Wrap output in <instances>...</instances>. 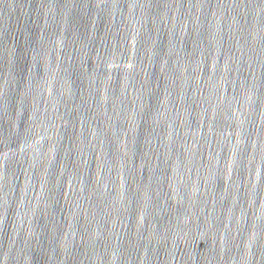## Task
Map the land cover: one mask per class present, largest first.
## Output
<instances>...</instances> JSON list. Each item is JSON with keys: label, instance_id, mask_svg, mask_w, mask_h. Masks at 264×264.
I'll return each mask as SVG.
<instances>
[{"label": "water", "instance_id": "1", "mask_svg": "<svg viewBox=\"0 0 264 264\" xmlns=\"http://www.w3.org/2000/svg\"><path fill=\"white\" fill-rule=\"evenodd\" d=\"M0 264H264V0H0Z\"/></svg>", "mask_w": 264, "mask_h": 264}]
</instances>
